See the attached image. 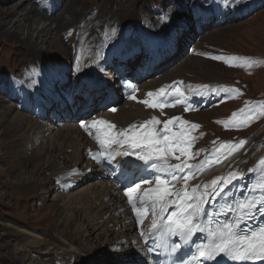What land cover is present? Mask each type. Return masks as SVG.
Segmentation results:
<instances>
[{"label":"bare ground","instance_id":"obj_1","mask_svg":"<svg viewBox=\"0 0 264 264\" xmlns=\"http://www.w3.org/2000/svg\"><path fill=\"white\" fill-rule=\"evenodd\" d=\"M14 1L15 3L12 5L0 8V39L2 41H11L23 49L22 52L17 49L13 57L14 68H17L15 69V73L23 75V73L33 72V77H39L41 81L40 84L36 82L33 84L32 81L34 80L27 79L28 81L30 80L29 82L33 86L21 97V101L14 100L16 95L12 89H8V91L0 89L1 135L10 136L12 122L18 126L27 123L29 127L28 133L30 132L27 140L28 144L23 148L25 149L24 152L17 153L16 157L13 158L15 162L10 163L12 172L22 176L21 180L17 181L13 187L24 191V194H27L26 200H42L40 207H43L44 211L48 214L54 210L56 216L53 222L54 224L57 222L55 232L60 237L66 234L69 240H64L63 245L57 239H46L40 233L32 232L25 227H16V225L29 226L33 229L45 231L44 228L34 227L27 221L13 219V223H6L5 220H0V241L4 239L2 243L10 246L8 252L5 253L10 259L9 264H13V257L25 258L24 264H46L45 261H53L56 264H73L72 261H74V264H104V262L106 264H153V259L150 258L147 251L151 243L148 242L146 244L145 238L141 235L142 232H146L151 226V209L149 208V213L144 219V223L142 225L138 224L136 218L134 219L132 215L131 206L127 203V196L121 190L120 182L115 179L117 173H110V165H107L106 161L104 163H97L92 159V154L98 152L100 149L97 142L92 141L84 133L85 129L81 127V121L79 120L86 115V112H83L85 113L83 116L82 114H78L76 120L72 121L63 116L62 105H60L59 109L57 105L59 104V98L60 100H64L63 109L70 106V102L67 99V95L70 93L66 92V90L70 75L73 72L76 74L75 77L73 76L76 84L71 93L76 90L77 93L79 92L80 96L78 97V94H76L73 98L80 104L85 100L81 95L82 92L86 91L84 89L86 82L95 83L98 79L96 78L97 74L101 75L100 81H105V90L110 88L114 91L118 89L117 75L115 73L122 71L124 68L135 67L136 60L141 59L138 55L141 46L145 45L150 51L154 49L149 54L151 57L150 64L153 66L152 70L155 67L161 66L163 51L159 49L155 50V48L151 47L150 42H146V39L152 38L145 34H141L142 37L146 38L145 40L138 38V35H133L130 39L123 38L122 36L113 38L110 41L104 40V43H100L101 38L99 35L101 34L102 37L103 33L112 34L111 29L119 18L116 15L114 16V12L112 14V6L104 7L108 3V0H44L45 3L50 2V4L46 3L48 6L46 10L49 13L45 11V8L43 10V5L40 4V1L35 4L33 3V6L29 9L23 8L26 0ZM86 3L89 4L88 8L83 6ZM112 3L117 5L118 0H112ZM59 9H61L63 14L68 13L70 15L68 21H65L63 14L58 12ZM92 9L97 11L96 16H90ZM135 11H138L136 5ZM52 17L56 23L53 28L50 24L43 25L42 27L37 26L41 20H48ZM155 20H158L156 15L153 19L151 18V20L148 19L141 23L145 22L149 24L155 22ZM128 21L123 22L121 27L119 26L120 29L126 28L129 24ZM160 26V23L151 26L159 29L158 31L156 29L153 35L163 31L164 27L160 28ZM134 27L136 28L133 32L140 35L143 29L137 23L134 24ZM60 29L62 30L59 34ZM20 36L24 37L21 38ZM38 44H41V46L43 44L45 49H52V51L45 52L43 48L38 49L36 46ZM44 45L47 46L45 47ZM112 47L120 51L119 55L122 60L126 59V63L122 67L114 58L108 56L109 53H105ZM38 51L47 53L51 57H56V62L48 60L46 57H39L40 59H38V53H36ZM181 54V52H178L171 58L166 59L163 63L164 67L180 57ZM77 56L80 57V72L75 71ZM28 57L30 59H27ZM109 64L112 66H108ZM209 72L206 73L211 75L212 71ZM131 78L135 79L134 76H131ZM179 78L178 76L174 79ZM110 79H115V84H111ZM154 79H147L141 85L137 84L138 80H133V85L137 88L136 97H141L139 98L140 100L145 99V94L138 96L141 94L139 92L140 87ZM47 82L52 83L50 87L48 86L49 88H45V83ZM32 90H35V92H32ZM99 93H103V91H96L93 88L90 90L92 97H95ZM121 93L123 94L124 91ZM118 95H121L119 91ZM42 96L49 99L48 102L54 103L56 101L55 106L50 110H53L57 115H54L50 121L43 119L45 108L48 106L47 103L44 104L42 101H39L38 98ZM202 100L209 101L210 95L205 93L203 96L193 97L191 105L194 110L185 112L184 106L179 105L163 109V114L159 109L146 108L143 104L137 103L136 100H129L127 102V99L122 107L115 106L117 102L111 101L108 108L97 112L92 117L86 118L83 121L102 118L114 123L118 129H122L127 128L132 123L140 124L152 116H156L161 121L171 117H181L186 120L185 114H187L186 118L190 122L197 123L199 120L197 110L204 106V104L200 103ZM127 103L128 105L130 104L129 106L132 105V108L126 109ZM113 106L117 108L115 113L109 110ZM91 108L92 105L90 106ZM36 114L39 117L35 116ZM252 124H256V122ZM158 127H162V124L158 125ZM62 128H66L67 132L78 128L80 133L74 132L71 135L73 139L72 143L74 144L72 148L69 147L71 146L69 143V145L63 144L62 140L57 136ZM263 131L264 129L261 132ZM261 136L258 139L257 136L254 137L252 141L242 147L237 152L238 154L229 159L227 163L223 162L222 165H215L213 169L202 173L190 184L203 185L204 183H209L217 176H227L230 171L242 172L247 176L248 170L264 154V145L260 149H255V146L253 147L262 138ZM41 140L43 142L39 144ZM9 147L13 148V152H16L18 142L11 140ZM252 148L253 150H251ZM206 155L202 156L200 161ZM121 158L116 157L114 162L121 164L119 161ZM171 162L175 163L176 161L173 160ZM190 162L198 163L199 161L191 160ZM30 165L32 168H29ZM130 172L131 170H129V174ZM122 181L124 182V180ZM78 184L83 185L77 190L69 192ZM27 187L31 188L27 189ZM143 187H146V185H143ZM177 187L182 188L183 183L181 182ZM52 190L55 191L52 195L51 204H45L44 202L47 200L43 196L46 193L45 196L49 197L48 193ZM85 196L89 200L84 205H95L93 212L83 211L85 206L78 203L80 199L86 200ZM20 199L23 198H17L18 201H21ZM65 209H69L70 213H64ZM49 219L53 218L49 217ZM75 222L76 225L74 224ZM61 227L62 230L60 229ZM102 236L105 239L99 246L98 244H90L91 237L101 238ZM11 254L13 257L10 258ZM3 256H5L4 253H0V257ZM41 256H50L51 258L46 257L43 260Z\"/></svg>","mask_w":264,"mask_h":264},{"label":"snow or ice","instance_id":"obj_2","mask_svg":"<svg viewBox=\"0 0 264 264\" xmlns=\"http://www.w3.org/2000/svg\"><path fill=\"white\" fill-rule=\"evenodd\" d=\"M220 2L230 7L237 0ZM167 18V14L162 17ZM115 31L112 29L113 35ZM210 58L229 67L247 69L264 63L235 55ZM76 61L75 71L80 72L79 56ZM121 83L127 99L149 109H159L162 114L163 109L176 105H183L185 112L194 110L192 98L205 93L220 91L229 98L243 95L239 88H215L207 84L182 87L183 81H173L138 100L137 88L127 81ZM109 110L115 113L117 108L113 106ZM260 117H264V101H245L243 108L217 123L223 124L226 130H239ZM81 127L90 135L95 130L94 139L100 150L92 154V159L97 163H111L116 157L133 158L126 169H121V176L127 182L124 194L138 224L144 223L151 209V226L141 233L146 244L149 239L153 241L147 248L149 253L160 247L171 254L183 251L173 264H264V158L248 170L247 176L230 171L227 176H217L203 185L190 184L202 173L233 157L247 141L221 142L203 160L191 163L204 151H191L197 139L192 133L201 126L181 117L161 121L152 116L122 129L101 118L82 120ZM181 182L183 187L178 188ZM142 185L148 187L142 188Z\"/></svg>","mask_w":264,"mask_h":264},{"label":"rangeland","instance_id":"obj_3","mask_svg":"<svg viewBox=\"0 0 264 264\" xmlns=\"http://www.w3.org/2000/svg\"><path fill=\"white\" fill-rule=\"evenodd\" d=\"M38 1H40V4L43 5V10L45 8V11H47L46 9H48L47 6L48 2H46L47 3L46 4L44 0H26L23 8L29 9L31 6H33L32 5L33 3L35 4ZM140 1H142L143 3ZM179 1L182 4L179 3ZM190 1L191 0H118V4L116 5L112 3V0H108V3H106L104 7L112 6L111 9L112 14L114 12L115 13L114 16L116 15L119 17L118 21L115 22L116 24H114L112 27V29L115 30L118 29V30L115 33L116 35H113L111 33H103L101 37L100 34L99 35V37L101 38L100 43L101 42L104 43V40L110 41L113 38H119L122 36L123 38L130 39L133 35L136 36L138 35L139 36L138 38H142L143 40H145L146 38L141 36V34H145L148 37L152 38V39H148V38L146 39V42H150L151 47L155 48V50L159 49L163 51V57L161 59L162 62L161 64L159 63L161 60L158 62L161 66L155 67L152 70L153 72H151V75L148 78L143 79L142 80L143 82L141 81V83H139L138 85L144 83V80L147 79L149 80L154 78L156 79L151 80L152 82L149 81L143 86H141L140 87L141 89L139 88L140 89L139 92L141 94H139L138 96H142L143 94L146 95V93L149 91H155L156 88L159 89L164 85H171L173 81H178V80L184 82L185 85H183V87H186L189 84L193 86L207 84L215 88H219L220 85V86H227L230 88H239L241 90L243 95L237 96L235 98H229L226 93L218 91L215 94L208 93L210 95L209 101H203V100L200 101V103L204 104V106L200 107V109L197 110L198 111L197 116L199 120L196 124H199L201 127L196 129L192 133L195 137H197V139L195 140V143L191 151L196 152L200 149H203V143L210 138L214 139V142H216L210 148L211 150L213 147H217L219 143L228 142V141L233 143H239L240 140H245L247 141V143L244 146H246L250 141L253 140L254 137L257 136L258 139L262 135L261 136L262 138L258 140L259 142L253 145V147L255 146V149H260L264 145L263 144L264 131L261 132L264 129V117H260L256 119V121L252 122V123L256 122V124L251 123L248 127L239 130L237 129L226 130L223 124L217 123V121L227 120L233 112H236L244 107L245 101H264V63L254 65L251 69L237 68V67H229L226 64H224L222 61H215L210 57L215 55H224V56L235 55V56H243V57H252L259 61H264V56L255 57L252 55V53L264 54V3L255 7L248 14H246L241 18H237V19L232 18L220 23V17L218 15H215L209 18L206 24H202L200 22L197 23L196 25L195 23L197 22V20H195L192 22L194 24L193 25L191 24V21L195 19L197 15H200V17H204L206 15L211 16L214 13H219L220 11H222V6L218 4L219 0H201L199 5L191 8L187 6ZM237 1H242V0H237ZM252 1H256V0H252ZM13 3H15L14 0H10V1L0 0V8L7 7L9 5H12ZM135 5L138 11H135ZM83 6L85 8H88L89 4L86 3ZM201 8L203 9V11H201V13L198 14ZM103 9L105 10V8ZM58 12L62 13L61 9H59ZM95 14H97V11L92 9L90 16H96ZM165 14H167L168 18L162 19V17H164ZM155 15L156 18H158V20H155V22L149 24H146L145 22L141 23L142 21H147L148 19L151 20V18L153 19ZM63 16L65 21H68L70 18V15L68 13H64ZM126 20H129L128 26L124 29H120L122 23L125 22ZM136 23L141 27V29H143V31L140 32V35L133 32V30L135 31L136 27H134V24ZM157 23H160L161 25L160 28L161 27L164 28L162 32L153 35L154 31H156V29L158 31L159 29L158 28L155 29L151 26ZM47 24H50L52 28L55 26L56 23L53 17L48 20H41L37 26L42 27L43 25H47ZM61 30L62 29H60L59 34L61 33ZM184 35H188V38H186ZM23 37L24 36H22L21 38ZM189 42L190 45H194L195 43H197L192 48L190 53L189 50H187L189 49ZM36 46L38 47V49L39 48L45 49L43 47V44L42 46L41 44H38ZM44 46L46 47L47 45ZM17 49L21 50V52L23 51V49H21L17 44L12 43L11 41H2V39H0V89H6V91H8V89H12L13 93L16 95L14 100L21 101V97H23V95L26 93L27 90L29 91L30 88L29 85H31V83L29 82L30 80L28 81L27 79L34 80L37 84H40L41 79L39 77L38 78L33 77V72L23 73V75L19 73L17 74V72L15 73L16 71L15 69L17 68H14L13 57L15 56V52ZM50 50L52 51V49L47 48L45 49V52H51ZM151 51L148 50V48L145 45L141 46V50L139 51L138 54L141 59L136 60L137 61L136 64H139L144 56H146L148 59H151V57L149 56V54H151ZM178 52L182 53L181 56L175 59L174 61L170 62V64L167 65V67H164L163 64L164 61L168 58H171L174 54H177ZM36 53H38V59H40L39 57H46L48 60L56 62V57H51L47 53H41L40 51ZM105 53H109L108 56L110 58H114L117 63L119 59H121V56L119 55L120 51H117L116 48L113 47L109 48ZM201 53H207L208 55H201ZM115 54L119 56H116ZM29 57L27 59H30ZM209 71H212L211 75L206 73ZM75 76L76 75L74 74V77ZM178 76L180 77L179 79H174L175 77ZM186 76H188V78H186ZM96 78H98L97 80H99V78H101V75L97 74ZM159 80L161 81V83ZM51 85H52L51 82H47L45 83V88H49ZM58 100L60 99L58 98ZM211 101H215V102L210 106H207V104ZM122 102H117L115 106H121V107L124 106L125 103L124 100ZM127 102H129V99ZM129 105L127 103L126 109L132 108L131 107L132 105L131 106ZM73 107L74 106L72 107L69 106L63 109L64 111L63 116L67 117L72 121L76 120V117H78V113L74 112L76 108ZM57 108L58 109L60 108L59 104L57 105ZM95 109L96 110L94 112H97L98 111L97 108ZM0 112H1V106H0ZM46 112H47V116H44L43 119L47 121H50V119L53 118L54 115L55 116L57 115V113H54L52 110H48ZM86 116H89V114H87ZM86 116L83 117L81 121L84 120ZM185 116L187 117V114H185ZM186 117L185 119L187 120L188 118ZM188 121L190 120L188 119ZM28 128L29 127L27 126V123L20 124L18 126L17 124H14V122H12L10 128V130L11 129L12 130L10 136L9 135L3 136L1 135L2 128L0 127V220L1 221L5 220L6 223H10V222L13 223V219L23 220L25 222L27 221L29 222L30 225L34 227L44 228L45 231L33 229L32 227L29 226H20L16 224L15 225L16 227H25L32 232L40 233L46 239L48 238L57 239L60 244L64 245L63 241L69 240L68 239L69 237L66 234H63V237H60L55 232V229H57L56 226L57 222L55 224L53 222L54 217L56 216L54 214L55 211L53 210L51 211L50 214H48L47 212L44 211L43 207H40L42 204V200L40 201L38 200L32 201L30 199L26 200L25 197L27 196V194H24V191L13 187V185H16L17 181L21 180L22 176L14 174L12 172V170L10 169V163H13V161L15 162V159L13 158L16 157L17 153L24 152L25 149L23 148L25 147L26 144H28L27 140L30 135L29 134L30 132L28 133ZM76 129L68 131L69 132L68 133L66 128H62L60 130L61 133L59 132L57 136L60 138V140H62L63 144H67V145L70 144L71 146L69 147L72 148L74 144L72 143L73 139L71 135L74 132L80 133L78 131V128ZM256 131L258 132V134L255 135ZM93 132L90 135L89 132L84 131V133L87 136H89V138L92 141L96 142V140L94 139L95 130H93ZM201 133L203 135H201ZM65 136L67 137L64 139ZM11 140L13 141L16 140L18 142V149L16 152L15 151L13 152V148L9 147ZM42 142L43 140H41V142L39 141V144H41ZM257 145L260 146L256 147ZM210 150L208 152H204V151L200 152V155L195 157L194 160L200 161L201 157L209 153ZM251 150H253V148ZM237 154L238 153L234 154V156ZM231 158L232 157H230L229 159ZM228 160L225 163H227ZM29 168H32L31 165ZM82 185L83 184H78L75 188H73L69 192H73L77 190ZM146 187H148V185H146ZM30 188L31 187H27V189ZM54 191L55 190H52L48 193L49 197L45 196L46 193L44 194L43 198L47 200L44 202L45 204L48 203L51 204L52 195ZM17 198H23V199H20L21 201H18ZM85 198L86 200L83 199L84 200L83 201L80 199L79 200L80 202L78 201V203H80V205L83 206L85 202L89 200L87 196H85ZM84 206L85 207L83 211L85 212H93V209H95L94 207L95 205L93 206L92 204L84 205ZM64 213H70V210L65 209ZM49 217L53 219H49ZM74 224L76 225V222ZM60 229L62 230V227ZM90 239H91L90 244L93 245L98 244L99 246L102 243V241H104L105 238L104 236H102L101 238L91 237ZM3 240L4 239H1L0 241L1 243L0 253H4L5 256L0 257V264H9L10 259L9 257H7V254L5 253L8 252V248L10 246H6L5 244H3L2 243ZM11 257H13L12 254L10 255V258ZM46 257L51 258L50 256H43V257L41 256L43 260ZM24 263H25V258L13 257V264H24ZM45 263L56 264L53 261L52 262L45 261ZM72 263L74 264V261H72ZM104 264L106 263L104 262Z\"/></svg>","mask_w":264,"mask_h":264}]
</instances>
